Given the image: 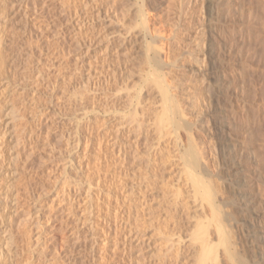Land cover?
<instances>
[{"label": "rangeland", "instance_id": "1", "mask_svg": "<svg viewBox=\"0 0 264 264\" xmlns=\"http://www.w3.org/2000/svg\"><path fill=\"white\" fill-rule=\"evenodd\" d=\"M1 250L264 264V0H0Z\"/></svg>", "mask_w": 264, "mask_h": 264}, {"label": "bare ground", "instance_id": "2", "mask_svg": "<svg viewBox=\"0 0 264 264\" xmlns=\"http://www.w3.org/2000/svg\"><path fill=\"white\" fill-rule=\"evenodd\" d=\"M157 60H158V59H157ZM155 62L157 63L156 60H155ZM154 65H155V64H154ZM158 65H159V64L157 63V64H156V67H158ZM160 68H161V67H159V69H160ZM161 77H162V76H161ZM159 78H160V77H158V79H159ZM162 79H163V78H162ZM162 79L160 78V81L157 80V81L159 82V83H157V85H158V84H161L160 86L158 85V87H159L160 89H161V86H162V88H163V85H164V84H163L164 82L161 83V82H162V81H161ZM157 81H156V82H157ZM163 81H164V80H163ZM151 82H152V81H151ZM162 84H163V85H162ZM173 88H174V87H173ZM163 89H165V88H163ZM163 89H162L161 94L163 93V95H164V96H163V97H164V100H163V101H164V103H166L165 105H167V108H165V109L168 111V112H165V113H167V115L169 114L168 116H170L169 118H171V116H173V114H174V113H173L174 111H175L174 116H176V114L178 113V112H177V111H178L177 108H179V107H176V106H175V107H176V110L173 108V106L176 105V104H174V103L172 104V103H171L170 98H169V96H168V95H170V93L168 92L169 94H167V92H166L165 90H163ZM173 99H174V98H173ZM173 109H174V111H173ZM166 110H165V111H166ZM176 112H177V113H176ZM181 112H184V111H181ZM178 114H179V113H178ZM178 114H177V115H178ZM11 115H12V114H10V116H11ZM164 115H165V114H164ZM183 115L186 116L185 113H183L182 116H183ZM165 116H166V115H165ZM217 116H218V115H217ZM222 116H223V115H222ZM222 116H221V117H218V122H215V123H218V128H219V129H218V130H219L218 133L221 132V134H222L223 132H225L227 129L230 128L229 126L231 125V123H232V121H233V118H234V117H228V116H224V117H222ZM176 117H177V116H176ZM216 119H217V118H216ZM233 122H234V121H233ZM174 123H175V122H174ZM233 124H235V122H234ZM7 126H8V125H7ZM233 126H234V125H233ZM233 126H232V127H233ZM216 127H217V126H216ZM236 127H237V125H236ZM236 127L234 126L233 129L235 130ZM231 131H232V130H231ZM228 132H229V131H228ZM223 134H224V133H223ZM219 135H220V134H219ZM222 137H223V135H222ZM219 138H220V137H219ZM223 139H224V137H223ZM192 147H193V146H192ZM190 148H191V147H190ZM191 149L194 150V152H193L192 150H191V151L188 150L189 152L187 151V152H188V157H189V162L191 161L192 163H194L196 159L198 160V158L195 159V155H196L197 152L195 151V149H193V148H191ZM236 155H237V154H236ZM236 155H235V156H236ZM197 157H198V156H197ZM186 158H187V154H186ZM236 158H237V157H236ZM187 159H188V158H187ZM197 160H196V161H197ZM235 160H238V159H235ZM192 163H190V165H191ZM195 163H196V164H195ZM195 163L193 164V167H196L197 162H195ZM238 163H240V162H238ZM190 165H189V166H190ZM194 165H195V166H194ZM238 165H239V164H238ZM191 166H192V165H191ZM197 166H198V165H197ZM238 169H239V168H238ZM246 170H247V171H250V170H248V169H246ZM243 171H245V170H243ZM243 171H242V173H243ZM240 172H241V169H240ZM240 172H238V173L240 174ZM245 173H246V172H245ZM236 174H237V173H236ZM247 174H248V173H247ZM245 176H246V174H245ZM245 176H244V178H245ZM193 177H194V176H193ZM198 177H199V176H198ZM194 178H196V177H194ZM194 178H192V179H194ZM197 179H201L200 181H198V180H195V181H194V180H193V182H194L193 184H195L197 188L203 186L201 182H203L204 185L206 184V183L202 180V178L199 177V178H197ZM249 179H251V178H249ZM245 180H246V178H245ZM247 181H248V180H247ZM251 182H252V180H251ZM246 183H247V182H246ZM249 184H250V182H249ZM206 185H207V184H206ZM206 185H205V186H206ZM207 187H208V185L206 186V189H207ZM203 188H204V187H203ZM208 188H209V187H208ZM199 189H202V188H199ZM206 189L204 188V190H205V192H206V194H207V195L205 194L206 196H210V194H213V193H210V194L208 195ZM204 190H203V191H204ZM208 191H211V190L208 189ZM203 194H204V193H203ZM249 194H250V193H249ZM211 196H212V198H213V195H211ZM246 197H247V196H246ZM248 197H249V199H251V201L249 202V201L247 200L248 202H247L246 204H250V203L253 204V201H252V197H253V196H251V195L249 196V195H248ZM253 198H255V196H254ZM212 200H213V199H212ZM213 201H214V200H213ZM255 201H256V200H255ZM4 202H5V201H4ZM256 202H257V201H256ZM2 204H3V203H2ZM5 204H6V203H5ZM212 205H214V202H213ZM259 205H260V204H259ZM214 206H215V205H214ZM260 206H261V205H260ZM260 206H259V207H260ZM212 208H216V211H217V207H216V206H215V207L212 206ZM255 208H257V206H256ZM253 209H254V208H253ZM213 210H214V209H213ZM217 221H218V220H217ZM218 223H219V222H218ZM219 226L221 227V225H219ZM219 226H218V227H219ZM199 228H200V226H199ZM218 229H219V228H218ZM200 230H201V229H200ZM219 230H220V229H219ZM222 231H223V230H222ZM6 232H7V231H6ZM8 232L10 233L9 230H8ZM223 232H224V231H223ZM256 232L258 233V231H256ZM256 232H255V233H256ZM204 234H205V233H204ZM221 234H222V233H221ZM258 234H259V233H258ZM222 235H223V234H222ZM260 235H261V233H260ZM202 236H203V234H202ZM224 238H225V236H224ZM224 238H223V239H224ZM224 240H226V239H224ZM219 242H220V241H219ZM223 242H224V241H222V243H223ZM223 244H224V243H223ZM208 246H209V245H208ZM210 247H211V244H210V246H209V250H208V252H206L207 249L203 250V252H204V253H203V256H204V254L206 255V253H207V255H206L207 257L211 255V253H212L214 250H212V247H211V249H210ZM202 248H203V247H202ZM209 251H210V252H209ZM211 251H212V252H211ZM8 252H9V250H8ZM3 253H5V251H3ZM209 253H210V255H208ZM0 254L2 255V250L0 251ZM1 255H0V256H1ZM198 257H199V256H198ZM207 257H203L204 260H202L203 258H202V259L200 258L202 261L199 259V264H205V263H207V262H205V261L207 260ZM205 258H206V259H205ZM209 259H210V258L208 257V260H209ZM1 260H2V259H1Z\"/></svg>", "mask_w": 264, "mask_h": 264}]
</instances>
